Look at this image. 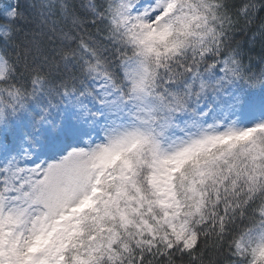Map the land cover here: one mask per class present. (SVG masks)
<instances>
[{
  "label": "snow or ice",
  "instance_id": "6c2138e0",
  "mask_svg": "<svg viewBox=\"0 0 264 264\" xmlns=\"http://www.w3.org/2000/svg\"><path fill=\"white\" fill-rule=\"evenodd\" d=\"M0 264H264V0H0Z\"/></svg>",
  "mask_w": 264,
  "mask_h": 264
}]
</instances>
